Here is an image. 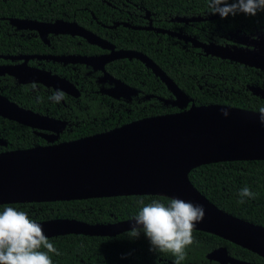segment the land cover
Here are the masks:
<instances>
[{
  "label": "trees",
  "instance_id": "16d2710c",
  "mask_svg": "<svg viewBox=\"0 0 264 264\" xmlns=\"http://www.w3.org/2000/svg\"><path fill=\"white\" fill-rule=\"evenodd\" d=\"M14 1L8 8V16L22 17L21 0ZM71 1V8L74 10L65 14V9H62L59 14L52 16L64 19L74 18L88 30L101 35L102 30L105 29L100 23H106V15L109 14L111 17L110 12L113 10L106 2L114 4L115 0ZM130 1L136 2L149 11L159 9L171 15L188 17L209 18L212 16L208 8L209 0ZM107 23L110 24L108 21ZM198 23L210 25V31L219 34L236 29L249 32L253 26L264 25V11H258L255 16L243 13L230 15L226 19L217 16ZM214 28L218 30H213ZM107 38L117 49L140 51L154 60L188 95L187 107L193 102L195 105L226 104L254 111L264 108V99L252 93L247 87V85H257L264 88V70L212 56H198L195 52H183L180 48L183 44L177 45L171 42L168 45L164 44V40L170 41V39L165 35L158 36L152 31L131 29L120 25L115 29H109ZM76 40L81 43H76L74 53L89 55L99 51L98 47L87 44L78 37ZM34 50L52 52L51 48L42 50L36 47ZM166 57L167 62L164 61ZM40 64H38L40 67L58 72L62 69L69 73L57 63L42 61ZM55 66L56 69H54ZM106 70L126 84L137 88L140 99L122 102L94 92L95 86L82 75V68H80L81 78L77 79L79 86L82 87L78 98L65 97L64 102H55L51 99L53 92L41 86H36L34 90L32 84L20 85L19 91L10 92V98L34 112L66 121L56 142L75 140L144 117L184 109L169 103L165 104L160 100L172 97L171 92L139 60L118 59L108 63ZM77 73L78 70L71 75ZM8 79L15 85L13 79L10 77ZM145 95L150 97L141 98ZM0 139L5 142L4 145H0V152L47 144L30 127L1 116ZM189 179L202 195L221 210L264 227V160H231L202 164L190 170ZM244 187H248L255 197L244 198L245 202L240 203L239 193ZM154 199L165 204L170 200L168 197L159 195H122L1 204L0 211L5 206H11L27 212L35 221L68 218L89 224H106L132 219L141 207L140 200L147 204ZM128 231L130 230L113 236L74 233L50 236L47 238L59 255L53 253L49 255L53 264H174L175 257L171 253L149 251L150 244L143 233L139 238L130 239L127 235ZM192 235L193 243L187 247L186 258L181 264H219L207 257L210 251L218 247H225L228 254L237 259L264 264L262 256L220 236L197 229H193Z\"/></svg>",
  "mask_w": 264,
  "mask_h": 264
},
{
  "label": "water",
  "instance_id": "95a60500",
  "mask_svg": "<svg viewBox=\"0 0 264 264\" xmlns=\"http://www.w3.org/2000/svg\"><path fill=\"white\" fill-rule=\"evenodd\" d=\"M202 19L196 16L188 20ZM37 29L43 34L68 33L93 44L102 42L92 31L74 22H40L37 23ZM156 31L189 40L193 46L203 47L205 54L264 70L263 54L249 50L233 53L226 46L201 44L179 32ZM20 57L24 58L20 66L8 67V74L14 75L18 82L41 83L55 90H68V93L78 95L77 89L67 80L28 66L27 56ZM36 57L99 64L101 69L112 58H136L150 68L174 96L171 100H161L184 109L144 117L75 140L56 142L66 121L22 108L0 97L1 117L30 127L47 143L0 152V205L122 195L179 198L204 208V218L194 229L220 236L264 258V227L221 210L202 195L189 179L190 170L202 164L264 160V124L260 121L259 111L226 104L195 105L193 102L187 107L188 95L146 55L133 50L112 51L109 55L92 57ZM112 80L119 93L111 89L107 94L127 97L136 93V90L119 80ZM248 88L264 99V88L255 85ZM4 144L0 139V145ZM132 219L106 224H89L68 218L36 222L42 226L46 237L68 233L113 236L130 230L134 223ZM207 257L219 264H258L232 257L225 247L210 251Z\"/></svg>",
  "mask_w": 264,
  "mask_h": 264
},
{
  "label": "flooded vegetation",
  "instance_id": "af4514ba",
  "mask_svg": "<svg viewBox=\"0 0 264 264\" xmlns=\"http://www.w3.org/2000/svg\"><path fill=\"white\" fill-rule=\"evenodd\" d=\"M12 2L15 1L0 0V97L3 100H7V101L9 100L11 102L16 103L20 107L22 106L10 98V92L13 90L19 91L20 85L32 84L35 86H41L45 89H48L50 92H53V94L56 92V90L53 89L52 87H46L41 83H34V82L20 83L18 82V79L14 75L8 74L9 66L18 67L24 62V58L20 57L22 55L27 56L26 64L28 66L36 67L48 71L50 74L63 78L67 80L69 83L73 84V86L78 91V95L76 96L71 93H68L67 92L68 90L66 88L67 91L65 90L64 92L62 91L65 94L64 98L65 97L78 98L80 96L82 87L79 86L77 79L81 78L80 68H82L83 69L82 75L85 78H87L89 82H92V84L95 86L94 92H97L101 95H105L108 98H112L122 102L123 101L128 102L131 101L132 99L135 100L140 99L138 96L139 90L137 88L126 84L120 78L110 74L106 70V66L108 65V63L112 61H116L118 59H129V58H124V57L112 58L111 60L105 62L102 65V69H101L99 64H82V63L70 62V61L66 62V60H53L48 58L36 57V56H46V55H52L55 57H64V58L69 56L92 57V56L109 55L112 51L116 52L120 50H125V49L115 48L114 43L110 42L107 38V35H109V29H115L120 25L131 29L152 31L156 33V35L158 36L165 35L168 37V39H170V41L164 40L163 41L164 44L166 43L168 45L170 44V42L171 44L174 43L177 45L183 44L182 45L183 47H180L182 48L183 52L184 51L185 52L189 51L191 53L195 52L198 56L199 55L211 56V55L205 54L206 52L203 49V47L193 46V44L189 40H183L182 38H177L176 36L169 35L167 32H160V31L157 32L156 29H162L171 32H179L183 35H186L187 37L189 36L191 39L201 44H216V45L226 46L233 53H235L237 50H249L264 55V25L263 24H259L257 27L254 26L251 27L249 32L239 31L238 29H236L233 31L228 30L225 33L219 34V33H215L214 31H210V27H211L210 25H205L204 23H198L200 21L202 22L209 18L202 17L203 18L202 20L193 21V20H188L190 18L188 16L171 15L169 12L165 10L158 9V10L149 11L145 7L138 5L136 2H132L130 0H115L114 4H110L109 2H106L107 5H111L113 10L110 12L111 17H109V14L106 15L107 16L105 18L106 23H100L102 28L105 30H102L101 32L102 34L100 33L101 35L94 33L102 40V42L100 44H93L88 42L86 39L74 34L60 33V32L58 33L47 32L46 34H43L42 33L43 31L40 32L39 29H37V23L40 22L52 23L56 20H62L67 23L74 22L75 24L87 29L86 27L76 22L74 18L64 19V18H58L52 16L53 14H59L62 9H65V14H67L71 10H74L71 8L72 7L71 0H67V1L21 0L22 10L20 13L23 15L22 17L8 16V8L11 6ZM191 17H196V16H191ZM185 19H187V21ZM107 21L110 22V24L107 23ZM213 30L217 31L218 29L214 28ZM76 37L84 40L87 44L98 47L99 51L97 53H93L89 55L74 53L73 49L76 43L77 42L81 43L80 41L76 40ZM66 38L68 39L64 40ZM171 39H175V40H171ZM51 41H53V44H51ZM110 46L112 48H110ZM36 47H39L42 50H45L46 48H51L52 52L40 51V50L35 51L34 49ZM136 52L142 53L140 51H136ZM212 57L219 58L216 56H212ZM148 58L152 62H154V64H156L154 60H152L150 57ZM131 59H136V58H131ZM42 61H50L53 63H57V65L62 66L69 73H66L62 69H60V71L58 72L57 70L53 71L50 68L40 67L41 65L40 62ZM164 61L167 62L168 58L166 57ZM32 62H37L40 65L38 64L35 65ZM156 65L158 66V64ZM145 67L148 68L147 66ZM54 69H56V66ZM148 69L150 70V68ZM160 69L162 70V68ZM76 70H78V73L75 75H71ZM162 71L165 72L164 70ZM17 74L20 75L18 72ZM165 74L167 73L165 72ZM8 77H10L15 81V83L13 82L15 85L12 84V82L8 79ZM168 77L171 78L169 75ZM112 79L119 80L122 84H125L128 87L136 90V93L130 94L127 97L125 95L113 97L107 94V91L116 88L115 81H113ZM249 86L250 85H247V87ZM115 93H119L118 89H115ZM149 97L150 95H145L142 96L141 98L148 99ZM173 97L174 96L172 95V97H170L169 99L171 100L173 99ZM64 98L61 100V102H64ZM25 109H29V108H25Z\"/></svg>",
  "mask_w": 264,
  "mask_h": 264
},
{
  "label": "clouds",
  "instance_id": "9594fccd",
  "mask_svg": "<svg viewBox=\"0 0 264 264\" xmlns=\"http://www.w3.org/2000/svg\"><path fill=\"white\" fill-rule=\"evenodd\" d=\"M208 8L210 14L221 19L238 13L255 16L258 11H264V0H209ZM64 95L56 90L51 99L59 102ZM259 118L264 124V108L259 109ZM239 195L240 203L245 202L244 198L255 197L248 187L242 188ZM139 204L128 237L139 238L143 233L149 241V251L171 253L174 264H181L187 247L193 243V229L204 218L203 206L179 198H171L167 204L155 199L147 204L140 200ZM50 253L59 255L42 226L27 212L11 206L0 211V264H53Z\"/></svg>",
  "mask_w": 264,
  "mask_h": 264
}]
</instances>
